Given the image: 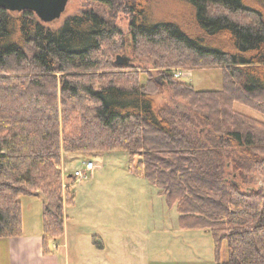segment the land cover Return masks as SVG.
I'll list each match as a JSON object with an SVG mask.
<instances>
[{
    "label": "trees",
    "instance_id": "1",
    "mask_svg": "<svg viewBox=\"0 0 264 264\" xmlns=\"http://www.w3.org/2000/svg\"><path fill=\"white\" fill-rule=\"evenodd\" d=\"M95 1L112 17L91 7L57 28L0 6V237L23 231L20 196L43 193L50 253L74 202L69 185L63 195V159L124 149L129 171L175 206L181 228L210 232L216 264H264V189L244 183L249 159L264 182V121L234 108L264 114V0H181L189 22L152 20L154 0ZM120 11L135 57L221 67L222 87L198 90L165 71L140 82L136 64L115 62L126 43L113 22ZM164 82L195 117L155 105L151 92Z\"/></svg>",
    "mask_w": 264,
    "mask_h": 264
},
{
    "label": "rangeland",
    "instance_id": "2",
    "mask_svg": "<svg viewBox=\"0 0 264 264\" xmlns=\"http://www.w3.org/2000/svg\"><path fill=\"white\" fill-rule=\"evenodd\" d=\"M91 7L112 17L104 3L95 0H67L62 16L52 22H45L44 25L57 28L69 15ZM189 12L188 4L181 0H154L150 6L152 20L174 19L178 22L181 16L188 15ZM187 15L185 22H189ZM128 21L127 13L116 12L113 22L120 27L126 39L125 46L117 54L129 56L128 63L136 64L137 69L142 70L140 82L146 83L149 72L160 77V72L165 71L174 76H177L175 72L179 73L177 77L192 83L198 90L222 87L221 67H157L145 58L135 57ZM151 93L158 108L167 106L176 112L195 117L184 99L173 97L168 82L162 83ZM234 108L264 121V114L249 106L236 102ZM199 126L203 130L209 127L202 122ZM238 152L239 148L234 150L235 156ZM128 159L129 153L124 149L74 154L66 163L63 159V195L67 194L65 188L69 185L74 194V202L64 206V233L60 238L51 240L52 257L46 259L45 264H216L210 232L198 228H181L175 206L168 205L166 199L146 177L131 173ZM86 160L92 161L95 168L86 178L74 179V170L84 168L83 163ZM246 162L245 171L249 181L244 183L264 189V182L253 170L252 160ZM230 165L229 162V170ZM231 175L238 179L237 173L233 172ZM19 199L26 230L30 227L41 230L43 193L37 197L22 195ZM220 253L222 260L228 259L225 240ZM0 264H9L8 251L2 241Z\"/></svg>",
    "mask_w": 264,
    "mask_h": 264
},
{
    "label": "crops",
    "instance_id": "3",
    "mask_svg": "<svg viewBox=\"0 0 264 264\" xmlns=\"http://www.w3.org/2000/svg\"><path fill=\"white\" fill-rule=\"evenodd\" d=\"M64 163H66L67 159H64ZM33 195V196H39ZM40 198V197H39ZM44 206V199L42 201ZM23 215V210H22ZM29 222L33 223V220ZM38 223V220H36ZM25 220L23 215V231L19 236L12 237H0V241L5 244L6 251H8V263L9 264H45V260L51 258L52 249L50 253H44L42 249V229L36 230L34 227L27 228L25 227ZM56 240V246H57ZM105 264V263H102Z\"/></svg>",
    "mask_w": 264,
    "mask_h": 264
},
{
    "label": "water",
    "instance_id": "4",
    "mask_svg": "<svg viewBox=\"0 0 264 264\" xmlns=\"http://www.w3.org/2000/svg\"><path fill=\"white\" fill-rule=\"evenodd\" d=\"M0 6L8 11L30 10L41 22H52L60 18L67 6V0H0ZM115 62L128 64L129 56L116 54Z\"/></svg>",
    "mask_w": 264,
    "mask_h": 264
},
{
    "label": "built area",
    "instance_id": "5",
    "mask_svg": "<svg viewBox=\"0 0 264 264\" xmlns=\"http://www.w3.org/2000/svg\"><path fill=\"white\" fill-rule=\"evenodd\" d=\"M175 75L179 76V73L175 72ZM84 168H78L74 170L73 176L79 179L86 178L91 171L95 168L94 164L90 160H86L83 163Z\"/></svg>",
    "mask_w": 264,
    "mask_h": 264
}]
</instances>
